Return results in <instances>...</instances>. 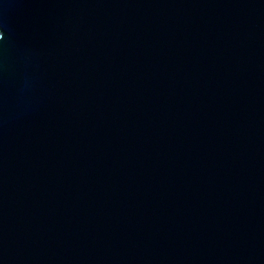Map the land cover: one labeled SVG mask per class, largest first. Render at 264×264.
Segmentation results:
<instances>
[{
    "label": "water",
    "instance_id": "water-1",
    "mask_svg": "<svg viewBox=\"0 0 264 264\" xmlns=\"http://www.w3.org/2000/svg\"><path fill=\"white\" fill-rule=\"evenodd\" d=\"M0 264H264V0H0Z\"/></svg>",
    "mask_w": 264,
    "mask_h": 264
}]
</instances>
